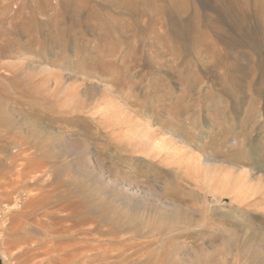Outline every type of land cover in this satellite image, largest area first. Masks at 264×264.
<instances>
[{"label": "rangeland", "instance_id": "obj_1", "mask_svg": "<svg viewBox=\"0 0 264 264\" xmlns=\"http://www.w3.org/2000/svg\"><path fill=\"white\" fill-rule=\"evenodd\" d=\"M0 254L264 264V0H0Z\"/></svg>", "mask_w": 264, "mask_h": 264}, {"label": "bare ground", "instance_id": "obj_2", "mask_svg": "<svg viewBox=\"0 0 264 264\" xmlns=\"http://www.w3.org/2000/svg\"><path fill=\"white\" fill-rule=\"evenodd\" d=\"M68 142V141H67ZM66 142V143H67ZM72 144L73 143H69L68 144V146L67 147H71L72 146ZM77 159L79 160V162H80V164L82 165V166H84V167H87V166H89L90 165V158H89V156L87 157V154H85L84 152H79V153H77ZM209 162H210V159L209 158H204V160L202 161V164H209ZM91 166V165H90ZM130 186V185H129ZM135 187V186H134ZM151 189V188H150ZM142 190V189H141ZM127 192H129V190H127ZM136 192V191H135ZM129 193H131V192H129ZM148 193H151V191H149ZM20 201L21 200H19V199H17L16 200V205L15 206H19V203H20ZM13 206V205H12ZM8 207V206H7ZM7 209V208H6ZM2 210V209H1ZM5 211V210H4ZM9 218V217H8ZM4 220V219H3ZM8 220V219H7ZM5 221H6V218H5ZM7 223V222H6ZM36 231H37V229H36ZM39 232L44 236V237H47L48 235H47V232L45 231V230H39ZM46 240H48L50 243L52 242L51 240H49V239H46ZM45 241V240H44ZM40 244V243H39ZM38 244V245H39ZM49 256V255H48ZM58 257V258H57ZM56 258L57 259H60V255H58V256H56ZM43 259V258H42ZM40 260V259H39Z\"/></svg>", "mask_w": 264, "mask_h": 264}, {"label": "crops", "instance_id": "obj_3", "mask_svg": "<svg viewBox=\"0 0 264 264\" xmlns=\"http://www.w3.org/2000/svg\"><path fill=\"white\" fill-rule=\"evenodd\" d=\"M0 264H2V263H1V254H0Z\"/></svg>", "mask_w": 264, "mask_h": 264}]
</instances>
